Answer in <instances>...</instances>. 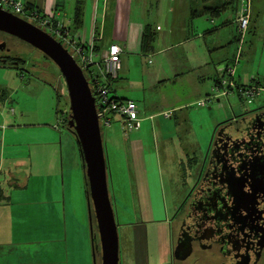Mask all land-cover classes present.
<instances>
[{
    "label": "crops",
    "instance_id": "1",
    "mask_svg": "<svg viewBox=\"0 0 264 264\" xmlns=\"http://www.w3.org/2000/svg\"><path fill=\"white\" fill-rule=\"evenodd\" d=\"M187 1L184 19L174 25L167 18V32H162L160 17L153 25L145 23V8L138 0H131L125 10L116 0H23L42 14H55L79 41L93 45L98 57L106 54L111 44L121 48L120 68L110 85L116 96L135 102L141 119L139 129L124 139L123 161L118 165L119 172L128 170L134 174L132 204L136 210L127 206L129 198L117 187H113L112 198L115 204L118 198L122 199L123 213H130L131 209L140 215V222L124 223L133 228L131 242L137 264H173L177 226L172 218L189 192L187 172L189 168L198 170L207 162L211 139L220 124L248 111L241 101L227 104L220 99H209L213 95L212 84L220 75L219 69L233 62L238 50L235 16L240 1ZM206 8L210 12L203 14ZM76 9L80 10L79 19L75 17ZM192 12L197 14L192 16ZM223 14L226 18L218 25L215 20ZM107 21L112 26L108 33L104 28ZM198 24L203 28L196 29ZM145 25L150 27L153 37L148 48L141 43ZM236 41L237 46L233 45ZM173 49L178 50L173 52ZM140 64L141 77L133 79L131 72L137 71ZM240 70L239 76L248 74L243 67ZM256 82L264 90L258 73ZM8 97L0 94V104ZM237 106L239 113L234 110ZM166 111L171 112V117L164 116ZM21 116L24 115L21 113ZM112 120L121 125L118 116ZM60 122L66 130L48 126L51 138L31 143L28 152L19 156L13 149L6 165L0 158V174L7 166L13 180L7 190L0 186V264H91L84 226L75 221V203L67 194L68 169L73 165L78 171L82 157L75 136L67 128L66 118ZM1 126L5 130L4 123ZM102 140L106 154L111 138L102 134ZM69 155L73 156L70 164ZM83 177L86 190L84 169ZM183 183H189L186 190L180 189ZM167 187L174 189L168 191ZM78 188L81 192V180ZM154 235L158 236L157 253L150 250ZM118 264H121L120 257Z\"/></svg>",
    "mask_w": 264,
    "mask_h": 264
},
{
    "label": "rangeland",
    "instance_id": "2",
    "mask_svg": "<svg viewBox=\"0 0 264 264\" xmlns=\"http://www.w3.org/2000/svg\"><path fill=\"white\" fill-rule=\"evenodd\" d=\"M116 1L122 8H124V10L131 2V0ZM138 1L145 8V19L143 18L146 21L145 23L153 25L157 17H160L162 32H167V18L170 17L171 22L174 25L184 19V12L187 11L188 3L187 0ZM252 12V19L243 37L242 45L240 46L241 60H239L240 62L235 66V79L238 80V77H241L240 81L244 83L251 76L256 79V74L258 73V78L264 87V0H254ZM224 18H226V14H223L219 19L215 20V23L218 25L221 24L224 22ZM205 24L208 26L207 23ZM109 25L108 21L104 24L106 33L112 31V26ZM200 28L202 29L203 26L198 24V28L196 29L200 30ZM237 37L238 32L236 33V40ZM3 38L6 37L1 35L0 40ZM237 44V41L233 43V45L236 46ZM6 46L10 49L9 55L19 58L23 63L16 69L0 67V94L9 96L4 103L0 104V125L4 123L5 126L3 133L0 132V140H2L0 143V158L5 161V165L10 159V151L13 149L14 153H17L19 156L20 154L28 152L31 147V143L41 139L51 138V133L47 129L49 128L48 126H56L58 127V131L66 130V127L60 121L65 118L67 119L69 109L66 84L58 68L40 52L20 41L8 38V40H6ZM177 50L178 49H173V52ZM234 50L235 48L232 49L233 52ZM97 61L99 60L97 59ZM241 67H243L248 74L239 76ZM141 68L142 65L140 64L137 71L132 70L131 75L133 76V79L138 76L141 77ZM236 94L237 92L233 91L228 97H221L219 99L224 103H239L240 99L238 94ZM215 100H217V98ZM215 100L212 101L214 104H217ZM257 104L264 105V90L256 99V105ZM243 107L246 111L248 109L251 110V106L247 102L244 103ZM11 108L14 110L12 116L9 115V109ZM234 110L236 113L240 112L238 106L235 107ZM56 111H59L58 114H56ZM21 113L24 115L23 117L21 116ZM17 123H20V126H17ZM39 125H44L46 127H39ZM14 131H16V133L12 134L11 132ZM101 132L103 135L108 134L111 138V140L107 142L106 146V157L108 158L107 185L111 205L115 213L116 224L117 222L119 224L117 227L119 237V257L121 258V264H137L136 256L134 254L135 247L131 242L133 228L130 227V225H124V223L127 220L138 223L141 221L140 215L136 213V211L133 213L131 209L130 213H123L124 207L121 204L122 199L118 198L119 202L115 204L112 198L113 187H117V190L121 189V194L129 198L127 206L129 207L131 205L134 209V205L132 204L135 200L134 174L132 171L128 170H121V172L118 171V165L123 161L121 150L125 144L124 139L128 138L132 132L124 131L122 126L118 123H113V120L108 127L101 128ZM72 159L73 156L71 155L67 157L68 164L73 161ZM79 166L80 168L78 171L73 165L68 169V174L66 175V179L68 181L67 194L72 197L75 203L76 211L73 215L75 221H80L81 225L83 224L84 226L87 243L90 248L91 264H93L91 248V221L87 207L83 169L80 162ZM7 169L8 167L4 166L2 173L0 174V186H3V188L5 187V190L8 189L9 183L11 182L10 180H12V178L10 179L11 175L8 174ZM196 171L197 170L192 171V169L189 168L187 172L189 173V188L192 183V176L196 174ZM12 172L13 170L11 171V174ZM79 180H81L82 185L81 192L78 188ZM186 184L187 183H183L180 189L182 188V190H184L186 188ZM169 189L170 191H173L174 188L167 187L168 191ZM134 210H136V208ZM179 215L180 214L174 216L175 218H172L174 226L178 225ZM69 221L70 219L67 220L68 228H70ZM92 226L95 232L96 229L94 219L92 220ZM154 237L156 239L154 238V242L150 250L151 252L153 251L154 253H157V250L159 249V245L156 241L158 236L154 235ZM144 251L145 249L143 248V252ZM124 258H127V260ZM97 260V264H99V257Z\"/></svg>",
    "mask_w": 264,
    "mask_h": 264
},
{
    "label": "flooded vegetation",
    "instance_id": "3",
    "mask_svg": "<svg viewBox=\"0 0 264 264\" xmlns=\"http://www.w3.org/2000/svg\"><path fill=\"white\" fill-rule=\"evenodd\" d=\"M1 35L0 66L19 68L6 40L30 45ZM178 214L173 264H264V105L220 124Z\"/></svg>",
    "mask_w": 264,
    "mask_h": 264
},
{
    "label": "water",
    "instance_id": "4",
    "mask_svg": "<svg viewBox=\"0 0 264 264\" xmlns=\"http://www.w3.org/2000/svg\"><path fill=\"white\" fill-rule=\"evenodd\" d=\"M0 31L41 52L58 68L64 78L69 100L67 128L79 144L85 173L93 264H97L96 254H99V264H118V232L107 186L106 155L94 97L83 70L70 52L50 34L1 8ZM179 249L178 238L174 253L181 250ZM188 253L189 250L183 257L178 258L175 255V258L184 259Z\"/></svg>",
    "mask_w": 264,
    "mask_h": 264
},
{
    "label": "built area",
    "instance_id": "5",
    "mask_svg": "<svg viewBox=\"0 0 264 264\" xmlns=\"http://www.w3.org/2000/svg\"><path fill=\"white\" fill-rule=\"evenodd\" d=\"M239 1L240 7L235 16V23L239 33V48L233 62L219 69L220 75L212 84L214 94L209 99L228 97L231 92L236 91L240 101L243 103L247 102L252 108L255 107V98L263 89L258 86L256 79L252 76L244 83L235 79V66L238 65L241 56L240 46L251 18V0ZM0 8L31 22L50 34L70 52L82 70L87 71L88 68L96 67L97 70L90 73V87L100 128L108 127L112 118L118 116L124 131L139 129L141 119L139 118L135 102L119 98L111 89L110 82L117 77L120 68L121 48L117 44H111L107 53L98 57L93 45H85L79 41L77 36L71 35L69 29L57 19L55 14L46 13L41 15L34 11L27 12L23 0H0ZM54 22H56L55 25ZM13 113L14 110L12 108L9 109V115H13ZM163 114L165 117H171V112L169 111ZM0 129L3 130L4 127L1 126Z\"/></svg>",
    "mask_w": 264,
    "mask_h": 264
},
{
    "label": "trees",
    "instance_id": "6",
    "mask_svg": "<svg viewBox=\"0 0 264 264\" xmlns=\"http://www.w3.org/2000/svg\"><path fill=\"white\" fill-rule=\"evenodd\" d=\"M25 10L27 12H33L34 11V12H37L38 14L44 15L40 11H38V10L34 9L33 7L29 6L28 4H25ZM206 12H210V9L209 8H206V9L202 10V13L203 14L206 13ZM212 12H215V11L212 10ZM196 14H197V12H192V16H195ZM75 17L78 18V19L80 18V10L79 9H76V11H75ZM55 24H56V22H54V25ZM69 31H70V29H69ZM71 35H72V33H71ZM141 36H142L141 37L142 38L141 43L142 44H145L147 46V48H148L150 42L153 40V37H152V35L150 33V27L149 26H146L145 25V26L142 27ZM95 49H94V51H95ZM93 71H96V69L93 70L92 68H88L87 71L86 70H83L86 79L90 83V86H91V79H90L91 76H90V73L93 72ZM67 120H68V115H67L66 123H67ZM104 152H105V147H104ZM106 169H108V161H107V158H106ZM98 257H99V254H96V260L98 259Z\"/></svg>",
    "mask_w": 264,
    "mask_h": 264
}]
</instances>
